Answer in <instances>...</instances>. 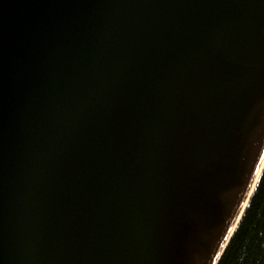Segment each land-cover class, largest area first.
Wrapping results in <instances>:
<instances>
[{
  "label": "water",
  "instance_id": "obj_1",
  "mask_svg": "<svg viewBox=\"0 0 264 264\" xmlns=\"http://www.w3.org/2000/svg\"><path fill=\"white\" fill-rule=\"evenodd\" d=\"M263 157L264 0H0V264H218Z\"/></svg>",
  "mask_w": 264,
  "mask_h": 264
},
{
  "label": "trees",
  "instance_id": "obj_2",
  "mask_svg": "<svg viewBox=\"0 0 264 264\" xmlns=\"http://www.w3.org/2000/svg\"><path fill=\"white\" fill-rule=\"evenodd\" d=\"M218 264H264V168Z\"/></svg>",
  "mask_w": 264,
  "mask_h": 264
},
{
  "label": "bare ground",
  "instance_id": "obj_3",
  "mask_svg": "<svg viewBox=\"0 0 264 264\" xmlns=\"http://www.w3.org/2000/svg\"><path fill=\"white\" fill-rule=\"evenodd\" d=\"M263 168H264V157H263V160H262V162H261V165H260V167H259V169H258V171H257V174H256V176H255V179H254V181H253V183H252V185H251V188H250V191H249V195L254 191V189H255V187H256V185H257V182H258V180H259V177H260V175H261V173H262ZM247 202H248V198H247V200L245 201L243 207L241 208V210H240V212H239V215H238V217H237V219H236V221H235V224H234L232 230H234V229L237 227V225H238V223H239V221H240V219H241V217H242V215H243V212H244V209H245V207H246V205H247ZM232 232H233V231H232Z\"/></svg>",
  "mask_w": 264,
  "mask_h": 264
}]
</instances>
